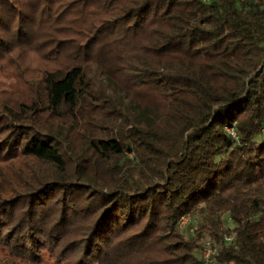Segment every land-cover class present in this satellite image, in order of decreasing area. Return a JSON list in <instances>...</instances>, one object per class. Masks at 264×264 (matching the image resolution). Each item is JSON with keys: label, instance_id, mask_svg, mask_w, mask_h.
Here are the masks:
<instances>
[{"label": "trees", "instance_id": "trees-1", "mask_svg": "<svg viewBox=\"0 0 264 264\" xmlns=\"http://www.w3.org/2000/svg\"><path fill=\"white\" fill-rule=\"evenodd\" d=\"M207 242L264 264V0H0V251L208 264Z\"/></svg>", "mask_w": 264, "mask_h": 264}, {"label": "built area", "instance_id": "built-area-1", "mask_svg": "<svg viewBox=\"0 0 264 264\" xmlns=\"http://www.w3.org/2000/svg\"><path fill=\"white\" fill-rule=\"evenodd\" d=\"M205 1H209V0H205ZM230 132V134H232L233 136H235V132L233 131V129H229L228 130ZM130 157L132 158L133 155L131 154ZM196 221L190 217V216H183L180 219L179 222V228L181 229H185L186 227H188L189 225L195 224ZM225 241L228 244H233L234 243V237L228 235L225 237ZM216 253V250L212 248L211 244L209 242H207L204 246V259L206 260V262L208 264H213L214 263V255Z\"/></svg>", "mask_w": 264, "mask_h": 264}, {"label": "rangeland", "instance_id": "rangeland-1", "mask_svg": "<svg viewBox=\"0 0 264 264\" xmlns=\"http://www.w3.org/2000/svg\"><path fill=\"white\" fill-rule=\"evenodd\" d=\"M21 81H22L21 77L17 79V82H21ZM0 264H27V263L12 257L11 255L7 254L4 251H0ZM44 264H53V263L48 261Z\"/></svg>", "mask_w": 264, "mask_h": 264}]
</instances>
